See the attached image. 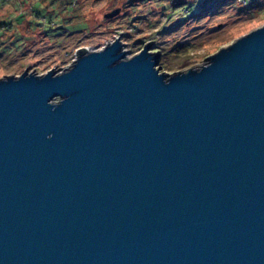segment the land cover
<instances>
[{
	"label": "water",
	"instance_id": "1",
	"mask_svg": "<svg viewBox=\"0 0 264 264\" xmlns=\"http://www.w3.org/2000/svg\"><path fill=\"white\" fill-rule=\"evenodd\" d=\"M152 43L0 78V264H264V25L174 73Z\"/></svg>",
	"mask_w": 264,
	"mask_h": 264
},
{
	"label": "rangeland",
	"instance_id": "2",
	"mask_svg": "<svg viewBox=\"0 0 264 264\" xmlns=\"http://www.w3.org/2000/svg\"><path fill=\"white\" fill-rule=\"evenodd\" d=\"M261 1L248 8L244 0H0V78L27 67L67 70L79 48L101 49L119 37L126 57L155 41L162 70L200 66L264 25Z\"/></svg>",
	"mask_w": 264,
	"mask_h": 264
},
{
	"label": "trees",
	"instance_id": "3",
	"mask_svg": "<svg viewBox=\"0 0 264 264\" xmlns=\"http://www.w3.org/2000/svg\"><path fill=\"white\" fill-rule=\"evenodd\" d=\"M261 0H247V7L248 8H261L262 7Z\"/></svg>",
	"mask_w": 264,
	"mask_h": 264
},
{
	"label": "built area",
	"instance_id": "4",
	"mask_svg": "<svg viewBox=\"0 0 264 264\" xmlns=\"http://www.w3.org/2000/svg\"><path fill=\"white\" fill-rule=\"evenodd\" d=\"M245 3H247V0H244Z\"/></svg>",
	"mask_w": 264,
	"mask_h": 264
}]
</instances>
